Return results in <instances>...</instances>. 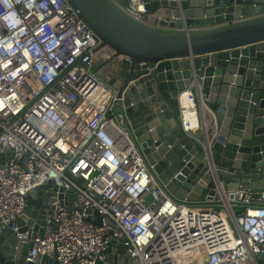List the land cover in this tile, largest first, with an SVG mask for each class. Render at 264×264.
Masks as SVG:
<instances>
[{
    "label": "built area",
    "instance_id": "built-area-1",
    "mask_svg": "<svg viewBox=\"0 0 264 264\" xmlns=\"http://www.w3.org/2000/svg\"><path fill=\"white\" fill-rule=\"evenodd\" d=\"M111 1L138 22L148 14L141 0ZM100 43L68 0H0V231L18 233L26 197L52 182L74 198L54 192L43 234H17L32 263L103 264L114 243L111 254L123 247L132 264H264V190L238 188L221 203L227 216L175 200L95 69L97 59L130 60ZM177 103L180 128L196 140L207 109L197 88Z\"/></svg>",
    "mask_w": 264,
    "mask_h": 264
},
{
    "label": "water",
    "instance_id": "water-1",
    "mask_svg": "<svg viewBox=\"0 0 264 264\" xmlns=\"http://www.w3.org/2000/svg\"><path fill=\"white\" fill-rule=\"evenodd\" d=\"M68 1L101 41L99 48L130 60L119 62L109 79L121 99L116 113L126 118L152 172L175 200L227 204L240 187L264 190V0H141L148 11L142 22L111 0ZM176 21L184 31L160 30H172ZM190 86L212 117L196 140L179 125L177 97ZM56 191L74 198L52 182L28 194L18 233L0 231V264H58L55 256L27 261L31 244L17 238L43 234ZM114 245L103 264H132L123 247L119 256L111 254Z\"/></svg>",
    "mask_w": 264,
    "mask_h": 264
},
{
    "label": "crops",
    "instance_id": "crops-1",
    "mask_svg": "<svg viewBox=\"0 0 264 264\" xmlns=\"http://www.w3.org/2000/svg\"><path fill=\"white\" fill-rule=\"evenodd\" d=\"M184 28H185V25L183 23L176 21L174 29L169 30V29H167V27L166 28L162 27V28H160V30L161 31H177V32H180L182 29L184 30ZM109 63H111V64L108 65ZM117 64H119V63L115 60L107 61L105 63V62H102V61L97 59V65H101V67H105L104 70H101L100 67L98 68L100 77L104 80H109L112 76H114V72L116 71L114 68ZM200 115H201L200 117H201V121L203 122V125L206 128H208V126L211 123V119H212L211 113L207 109H203V111L200 112ZM195 134H196V136L199 137L201 135V132H196Z\"/></svg>",
    "mask_w": 264,
    "mask_h": 264
},
{
    "label": "rangeland",
    "instance_id": "rangeland-1",
    "mask_svg": "<svg viewBox=\"0 0 264 264\" xmlns=\"http://www.w3.org/2000/svg\"><path fill=\"white\" fill-rule=\"evenodd\" d=\"M111 63H109L108 65H110ZM100 67L101 70H104L105 67H101V65H98L95 67V69H98ZM214 210L222 213L223 215L227 216V212H226V209L225 207L219 203V202H214L213 204H209ZM229 226L231 227L234 235L236 236L237 233H236V230H235V226L232 224V223H229Z\"/></svg>",
    "mask_w": 264,
    "mask_h": 264
}]
</instances>
